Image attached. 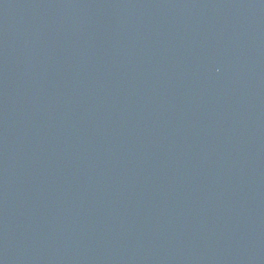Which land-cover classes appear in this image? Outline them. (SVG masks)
I'll return each mask as SVG.
<instances>
[{"label": "water", "instance_id": "1", "mask_svg": "<svg viewBox=\"0 0 264 264\" xmlns=\"http://www.w3.org/2000/svg\"><path fill=\"white\" fill-rule=\"evenodd\" d=\"M0 264H264V0H0Z\"/></svg>", "mask_w": 264, "mask_h": 264}]
</instances>
